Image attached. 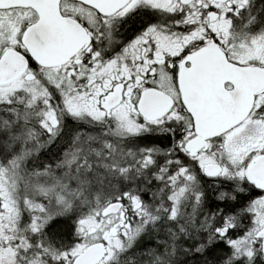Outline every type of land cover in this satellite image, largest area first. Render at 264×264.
Returning <instances> with one entry per match:
<instances>
[{"label": "snow or ice", "instance_id": "obj_1", "mask_svg": "<svg viewBox=\"0 0 264 264\" xmlns=\"http://www.w3.org/2000/svg\"><path fill=\"white\" fill-rule=\"evenodd\" d=\"M0 264H264V0H0Z\"/></svg>", "mask_w": 264, "mask_h": 264}, {"label": "flooded vegetation", "instance_id": "obj_2", "mask_svg": "<svg viewBox=\"0 0 264 264\" xmlns=\"http://www.w3.org/2000/svg\"><path fill=\"white\" fill-rule=\"evenodd\" d=\"M44 150H42V152H43ZM41 159H47V155L45 154V155H42L41 156Z\"/></svg>", "mask_w": 264, "mask_h": 264}]
</instances>
